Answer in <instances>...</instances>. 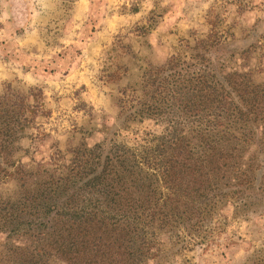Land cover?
<instances>
[{
  "label": "rangeland",
  "instance_id": "1",
  "mask_svg": "<svg viewBox=\"0 0 264 264\" xmlns=\"http://www.w3.org/2000/svg\"><path fill=\"white\" fill-rule=\"evenodd\" d=\"M14 1L0 0V26L5 30L1 46L7 45L4 36L11 25L25 21L23 10L15 18L7 12ZM73 1L24 0L31 10L50 3L55 16H64ZM121 1L115 0L114 8L107 0H88L81 16L82 37L71 45L65 64H37L34 77L25 79L7 67L8 73L0 77V97L8 104L22 102L19 113L26 119L13 145L15 166L0 178L1 213L3 204L14 203L25 188L35 190L30 183L41 176L66 177L72 151L80 144H101L103 156L125 149L139 158L167 134L169 124L194 128L193 119L191 124L170 104L171 97L176 102L187 98L189 72L206 67L216 78L236 73L264 86V0ZM93 38H100L99 46L78 63ZM151 104L160 109L150 113ZM253 129L244 134L258 138L244 148L253 153L257 142L256 150L262 151L253 160L258 167L254 189L241 198L208 199L194 227L149 228L148 258L142 264H264V127ZM235 136L241 137L239 132ZM234 145L229 141L226 147ZM17 221L21 224L9 229L0 221V264H7L8 241L45 219ZM28 234L36 240L34 233Z\"/></svg>",
  "mask_w": 264,
  "mask_h": 264
},
{
  "label": "trees",
  "instance_id": "2",
  "mask_svg": "<svg viewBox=\"0 0 264 264\" xmlns=\"http://www.w3.org/2000/svg\"><path fill=\"white\" fill-rule=\"evenodd\" d=\"M189 73L187 98L176 102L171 97L170 104L194 128L169 124L167 134L139 158L125 149L103 156L101 144H80L66 177L43 175L29 182L35 190L25 188L14 203L3 204L1 227L45 219L8 241L17 245L8 247L7 264H142L148 258L149 228L194 227L208 199L241 198L254 189L258 167L253 160L262 151L256 150L257 142L253 153L244 148L258 138L244 132L264 127V86L236 73L216 78L206 67ZM237 77L242 81L231 80ZM23 108L22 102L8 104L0 97V178L15 166L13 145L25 124ZM149 108L150 113L160 109ZM229 141L236 145L227 148Z\"/></svg>",
  "mask_w": 264,
  "mask_h": 264
},
{
  "label": "crops",
  "instance_id": "3",
  "mask_svg": "<svg viewBox=\"0 0 264 264\" xmlns=\"http://www.w3.org/2000/svg\"><path fill=\"white\" fill-rule=\"evenodd\" d=\"M107 1L109 6L116 8L113 4L115 0ZM125 1V3H129L130 0ZM87 3L88 0L73 1L64 16H55L53 8L47 2L36 10H31L24 0L11 2L7 12H10L11 17L15 18L14 13L23 10L25 21L18 25L12 24L8 34L4 36L8 46L0 45V77L8 73L7 67H12V70L20 73L25 79L34 77L37 64L50 66L55 61L65 64L71 45L82 37L84 18L81 16ZM140 12L137 11L135 14ZM0 33L1 37H3V33L5 34V30L1 26ZM47 39H51L52 42ZM97 39L93 38L91 46L85 47L81 52L78 63H82L84 57H90L94 53L100 43Z\"/></svg>",
  "mask_w": 264,
  "mask_h": 264
}]
</instances>
